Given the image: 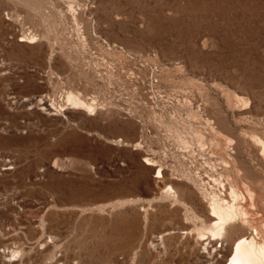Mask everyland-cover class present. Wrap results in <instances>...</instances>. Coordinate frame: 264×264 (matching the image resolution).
<instances>
[{"label":"rangeland","instance_id":"rangeland-1","mask_svg":"<svg viewBox=\"0 0 264 264\" xmlns=\"http://www.w3.org/2000/svg\"><path fill=\"white\" fill-rule=\"evenodd\" d=\"M256 136L264 0H0V264H229L207 201L264 239Z\"/></svg>","mask_w":264,"mask_h":264},{"label":"bare ground","instance_id":"bare-ground-1","mask_svg":"<svg viewBox=\"0 0 264 264\" xmlns=\"http://www.w3.org/2000/svg\"><path fill=\"white\" fill-rule=\"evenodd\" d=\"M33 36H34V34L29 36V38L32 39ZM22 40H25V39H21V41ZM32 40H28V41L30 42ZM66 100L74 108L75 107L76 108H83V109H85V111H88V112L90 110H93L94 105L92 104V102L91 101L88 102L87 100H85L76 91L68 90L66 93ZM39 101L41 102L40 99H39ZM94 101H95V99H94ZM52 105H53V103H52ZM254 139H255L256 145H258V147H259L260 154L262 156H264V139H262L259 136H256ZM263 159H264V157H263ZM149 160H150V158L146 157L145 163L146 164H152V165H153V163H156L155 161L152 163ZM178 164H180V163H178ZM155 171L157 172V174L159 176H162V171H161L160 165L157 168H155ZM183 175H185V174H183ZM187 175H188V172H187ZM193 180L195 181V179H193ZM167 189L170 191L173 188L171 187V185H169V187L166 188L165 190H167ZM169 191H168V193H169ZM229 195H230L229 199L224 198V197L215 196L214 194H211L209 196V199L207 201V209H208L207 216L210 219V221H209L210 223L205 228H206L207 232H209L210 237H207V236L206 237L209 238V240L215 239L214 242L217 241L216 238H219L220 241H223V242L228 244L229 248L231 249V256L228 259L230 261L229 264H264V239L259 237L260 236L259 235L260 233L258 231L259 225H253L252 228L250 227L246 233L239 235L237 238L238 241L235 243H233L226 236L228 228H230L232 225H234L235 223H241V224L243 223V225L246 226V223L250 220L251 217L248 214V210L242 206L241 202L248 201L249 205H251L252 207L255 206V199H254V195H253L251 189L246 188L245 193H244L243 191H237L235 189V187L231 186L229 188ZM237 200H239V202H237ZM262 203H263V207H264V197H263ZM200 231H201V229H200ZM199 232H198V234L200 235ZM198 242H200V241H198ZM1 250L3 251V249H1Z\"/></svg>","mask_w":264,"mask_h":264}]
</instances>
